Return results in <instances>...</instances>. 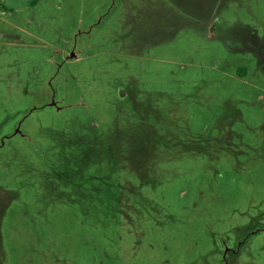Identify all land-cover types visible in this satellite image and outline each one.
I'll return each mask as SVG.
<instances>
[{"label": "rangeland", "instance_id": "374dc122", "mask_svg": "<svg viewBox=\"0 0 264 264\" xmlns=\"http://www.w3.org/2000/svg\"><path fill=\"white\" fill-rule=\"evenodd\" d=\"M0 264H264V0H0Z\"/></svg>", "mask_w": 264, "mask_h": 264}]
</instances>
